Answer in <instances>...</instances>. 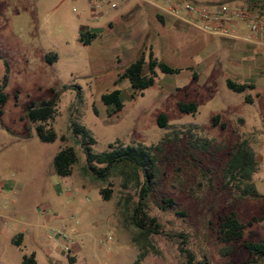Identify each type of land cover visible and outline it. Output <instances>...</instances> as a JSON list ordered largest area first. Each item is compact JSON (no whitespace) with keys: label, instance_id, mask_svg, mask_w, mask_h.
Returning <instances> with one entry per match:
<instances>
[{"label":"rangeland","instance_id":"obj_1","mask_svg":"<svg viewBox=\"0 0 264 264\" xmlns=\"http://www.w3.org/2000/svg\"><path fill=\"white\" fill-rule=\"evenodd\" d=\"M128 14L106 6L92 14L87 0H0V89L6 96L0 104V264H21L31 253L37 264L137 259L140 249L131 240L136 231L124 206L126 200L136 204L139 187L132 179L125 186L118 170L98 178L87 167L73 123L95 139L90 145L95 153L109 149V143L155 146L160 177L149 194V214L160 223V233L150 236L151 247L137 264H186L172 233L185 235L194 262L206 255L210 264H252L254 255L244 243H264V108L258 111V88L233 92L222 72L206 79L187 70L157 71L155 83L131 97L128 80L119 78L135 59L131 40L118 36ZM91 27L97 28L96 38L78 41L79 31ZM143 68L147 74V64ZM243 71L248 79L239 81L252 85L255 70L249 65ZM116 88L123 108L107 116L100 96ZM52 99L56 113L45 127L57 138L43 142L37 123L25 113L31 104ZM179 103H195L197 111L182 112ZM160 113L166 127L156 123ZM243 140L256 160L252 182L261 197L255 199L241 197L239 184L224 174L234 144ZM64 147L75 150L77 161L62 177L54 173L52 160ZM167 198L175 209L162 203ZM231 211L245 228L241 238L225 244L219 222Z\"/></svg>","mask_w":264,"mask_h":264},{"label":"trees","instance_id":"obj_2","mask_svg":"<svg viewBox=\"0 0 264 264\" xmlns=\"http://www.w3.org/2000/svg\"><path fill=\"white\" fill-rule=\"evenodd\" d=\"M247 5L251 8H261L264 5V0H247ZM95 32L80 31L78 41L83 44H89L95 37ZM50 62V58H47ZM145 63L144 53L142 52L134 61L129 63L124 71L120 74V79H127L131 89L133 90L132 96L137 93L142 94L143 90L152 86L155 82L156 68L163 73H175L178 69L171 68L165 63L157 61L149 52L147 67L148 73H143V66ZM225 84L228 89L233 92L242 93L247 88H252L251 84L237 83L231 79H226ZM246 102H250L248 96L244 97ZM6 100L5 94L0 89V104ZM101 102L106 107L107 116H112L120 112L123 108L121 92L119 89H113L110 92L104 93L100 96ZM178 108L182 112L194 113L197 111L195 103H179ZM1 113V111H0ZM56 113V101L54 99L41 101L38 104H31L25 113V117L31 123H37L35 132L37 137L43 142H52L57 138L56 133L52 128H46L45 124L54 117ZM156 123L159 127H166V115L160 113L157 117ZM218 116L213 117V125H217ZM221 123V127H224ZM72 132L74 135L80 136V144L84 149L87 167L98 176V178L105 179L111 170L118 172L123 176L124 185L127 186L131 179L139 187L138 200L135 205H130L129 200L125 202L126 221L135 228V233L132 235L131 240L135 243L140 251L137 259L133 264H137L139 260L143 259L147 253L150 245V236L152 234L160 233V223L150 212L149 194L153 189L155 183L160 177V167L153 154L155 146L144 145H126L114 147L113 143L108 144L105 151L95 153L90 145L95 143V139L89 134V131L82 125L73 123ZM77 161V155L72 147L61 148L54 155L52 160V167L55 174L58 176H69L72 172V166ZM103 165L97 168L96 165ZM256 171V160L253 152L247 146L245 140L235 143L233 151L227 162L225 169V176L230 181H236L239 185L241 197L259 198L260 193L252 182V176ZM142 175V181L139 175ZM103 193V190L101 191ZM162 203L165 207L175 209V203L172 199H163ZM182 215V213H180ZM245 224L241 223L236 213L231 211L226 213L219 222V237L225 244L231 243L243 234ZM21 237V234L18 235ZM172 239H179V249L186 256V264H210L206 255H202L200 260L194 262V255L185 246L187 243L186 237L182 233L170 235ZM14 244L19 245L18 240L12 241ZM250 254L254 255L249 263L258 264L264 260V243L263 242H248L244 243ZM21 264H37L34 253L23 255Z\"/></svg>","mask_w":264,"mask_h":264},{"label":"crops","instance_id":"obj_3","mask_svg":"<svg viewBox=\"0 0 264 264\" xmlns=\"http://www.w3.org/2000/svg\"><path fill=\"white\" fill-rule=\"evenodd\" d=\"M193 1L207 4L229 3L235 6L247 4V0ZM121 8H125L130 14L123 19L124 24L122 23L118 36L121 39L131 40L133 50L130 52H133L135 59L143 52L144 65H146L148 54L151 52L157 61L178 69L175 73L166 74H178L187 70L195 78L202 75L208 79L213 77V73L222 72L221 75L225 80L231 79L237 83L246 84L248 82L239 81V79H248V74H244L243 70L250 65L256 73L252 89L258 88L255 95L256 99L261 102L258 111L264 108V97H261L264 95V56L260 54L261 49L264 48V29L259 33L251 34L245 23L238 22L235 34L239 38L214 36L201 32L173 17L160 15L148 4L132 2ZM252 10L254 14L261 16L264 5ZM127 20H133L132 24L130 25ZM114 26L115 23L109 21V27ZM91 28L85 31L96 33L97 28ZM246 36L250 39H243ZM157 71L160 70L156 68V76ZM250 103H252L251 100Z\"/></svg>","mask_w":264,"mask_h":264},{"label":"built area","instance_id":"obj_4","mask_svg":"<svg viewBox=\"0 0 264 264\" xmlns=\"http://www.w3.org/2000/svg\"><path fill=\"white\" fill-rule=\"evenodd\" d=\"M132 2L148 4L160 15L173 17L214 36L239 38L235 34L238 22L245 23L251 34L264 29V17L254 14L247 4L238 6L229 3L207 4L193 0H87L92 14L102 6L118 9ZM243 39L249 40L250 37L246 36Z\"/></svg>","mask_w":264,"mask_h":264}]
</instances>
